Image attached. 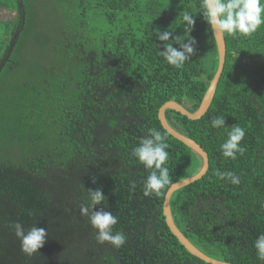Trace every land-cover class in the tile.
Wrapping results in <instances>:
<instances>
[{
	"label": "trees",
	"instance_id": "obj_1",
	"mask_svg": "<svg viewBox=\"0 0 264 264\" xmlns=\"http://www.w3.org/2000/svg\"><path fill=\"white\" fill-rule=\"evenodd\" d=\"M199 4L95 0L107 22L128 25L93 38L91 18L62 17L47 28L34 14V0H0V8L17 12L14 21L0 20V88L13 83L0 101V264H210L179 241L163 212L169 187L198 172L203 158L159 119L171 99L196 111L217 71L216 40ZM188 12L195 52L177 69L159 54L163 42L154 32L184 35ZM225 37V67L208 111L199 119L166 111L170 124L210 159L203 177L173 193L171 208L179 228L205 253L233 264H264L253 246L264 233V25L249 36ZM218 116L227 128L211 126ZM235 125L245 131V151L232 160L220 145ZM152 128L170 145L165 167L172 183L160 196L144 195L149 170L131 156ZM217 171L234 172L241 182L221 180ZM89 189L106 197L93 210L117 217L113 233L126 238L120 248L98 244L81 215ZM17 221L48 232L31 257L9 227Z\"/></svg>",
	"mask_w": 264,
	"mask_h": 264
},
{
	"label": "clouds",
	"instance_id": "obj_2",
	"mask_svg": "<svg viewBox=\"0 0 264 264\" xmlns=\"http://www.w3.org/2000/svg\"><path fill=\"white\" fill-rule=\"evenodd\" d=\"M203 13V19L209 27L218 33L236 37L238 35L249 36L264 25V0H200L199 11ZM194 15L191 12L182 16L184 35L173 36L172 31L155 29V40L163 42V51L159 54L170 66L177 69L182 68L190 60L195 52L196 40L190 36L195 24ZM178 45V47H174ZM213 128H227L225 118L218 116L211 121ZM245 131L238 125L232 126L227 132V139L220 145L221 154L225 158L235 160L237 155H243L245 149L241 141ZM170 145L161 131L155 128L149 129L146 136L139 140L137 146L131 151V156L142 164L149 174L143 182V193L145 196L153 194L160 196L163 190L172 183L166 162L169 159ZM221 180H227L233 185H238L240 177L234 172H216ZM131 187L135 189L136 184ZM88 203L80 206L81 215L87 217L90 226L95 230V240L98 244H111L114 248H120L126 242L122 232L113 233V227L118 219L111 212L103 209L94 211L95 206L105 201L101 190H87ZM14 235L20 241V250L26 256L39 252L48 237L44 228L35 225L25 229L19 221L9 225ZM257 258L264 261V233L260 234L254 241Z\"/></svg>",
	"mask_w": 264,
	"mask_h": 264
},
{
	"label": "water",
	"instance_id": "obj_3",
	"mask_svg": "<svg viewBox=\"0 0 264 264\" xmlns=\"http://www.w3.org/2000/svg\"><path fill=\"white\" fill-rule=\"evenodd\" d=\"M217 49H218V55H219V65L217 68V71L212 78L210 85L202 99L201 104L199 105L198 109L194 112L190 111L188 108H186L183 104L178 102L177 100L171 99L166 101L160 108H159V119L163 125V127L171 133L174 137L184 142L186 145L191 147L194 151H196L202 158H203V165L199 169L198 172L195 174L180 179L169 187V189L166 192L164 205H163V212L166 218V222L168 226L170 227L171 231L175 234V236L179 239V241L194 255L198 256L199 258L203 259L207 263L210 264H233L229 261H225L219 258H215L207 253H205L203 250H201L198 246H196L185 234L184 232L179 228V226L176 224L172 208H171V197L175 191L178 189L195 182L199 180L201 177H203L204 174L209 169L210 166V159L209 154L206 151V149L195 139L187 136L186 134L180 132L175 127H173L170 122L168 121L166 111L167 109H173L178 112H181L182 114L188 116L190 119H199L201 118L209 109L210 105L212 104V101L215 97L218 84L220 81V78L222 76V73L224 71L225 62H226V54H227V44H226V37L225 34H221L218 32L213 31Z\"/></svg>",
	"mask_w": 264,
	"mask_h": 264
},
{
	"label": "rangeland",
	"instance_id": "obj_4",
	"mask_svg": "<svg viewBox=\"0 0 264 264\" xmlns=\"http://www.w3.org/2000/svg\"><path fill=\"white\" fill-rule=\"evenodd\" d=\"M95 0H34L32 7L34 14L42 19V23L50 28L57 24L62 17H79L85 16L93 20L89 21L88 28L92 37L98 38L105 32L119 34L127 26L126 21H116L109 23L105 20L104 9L100 6H93ZM17 12L14 10L0 8V20L14 21ZM31 47V46H30ZM30 52L34 53V49L30 48ZM252 67L259 62L258 59L248 60ZM13 90L12 81L8 82L0 88V101L11 95Z\"/></svg>",
	"mask_w": 264,
	"mask_h": 264
}]
</instances>
